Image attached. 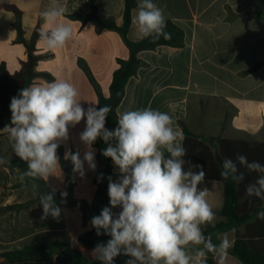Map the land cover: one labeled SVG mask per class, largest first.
<instances>
[{
  "label": "crops",
  "instance_id": "obj_1",
  "mask_svg": "<svg viewBox=\"0 0 264 264\" xmlns=\"http://www.w3.org/2000/svg\"><path fill=\"white\" fill-rule=\"evenodd\" d=\"M93 1L100 17L112 19L117 26L124 24L125 0ZM59 2L67 7L62 22L72 26L73 37L63 48L55 50L48 49L38 41V53L43 56L36 71L48 74L52 79H37L32 84L51 82L57 80L55 76L62 74L69 76L70 83L74 79L72 75H75L78 82L85 73L81 66V62H84L99 88L104 79L109 80L111 85L113 74L118 68L117 59H128L130 56L122 36L96 23L83 25L67 17L74 13H90L88 0ZM153 2L163 10L166 20L172 21L184 31L185 45L182 48L160 46L156 50L139 53L143 65L137 75L129 80L125 97L117 110L118 115L126 110L150 107L169 113L182 130L183 123L201 138L264 144V0ZM51 3L53 0H0V63L5 62L11 73L18 71L21 60L26 59V48L18 43L17 23H21L24 38L30 40L37 27L40 31L49 27L44 23L41 12ZM8 6L16 7L21 12L20 18L8 10ZM136 13L137 9L132 13L128 33L129 39L133 41L141 40L133 24ZM260 62H263L260 69L249 72ZM81 103L84 106L83 101ZM84 128L85 122L82 120L75 126V131L70 133L79 138ZM79 143L77 150L83 159L86 146L80 138ZM93 149L96 156V149ZM0 158L5 161L0 164V209L35 198L38 194L36 186L29 184L15 187L24 182L25 177H22L20 168H10L15 154L8 134L3 132H0ZM95 162L97 167L95 171L91 170L92 179L82 182L92 194L91 199L79 198L87 203L98 199L97 187L93 183L98 168L96 157ZM84 169L85 172L89 170L87 163ZM113 172L119 174L114 163ZM78 186L76 182V188ZM202 187L209 189V203L216 212L215 222L202 226L205 231L209 225L225 220L219 216L225 201V186L222 182L205 179ZM60 208L59 219L51 216L45 218L40 201L30 209L0 212V254L33 243L63 241L75 245L78 235L94 230L90 224V210H87L86 216L75 214L70 218L68 209L63 206ZM113 211L119 212L120 209ZM254 223L255 220L249 225ZM245 230L246 226H241L237 230L210 235L214 242V238H221L227 233L234 245L236 231L244 233ZM232 247L229 249L227 264H243L233 255ZM209 260L216 264L212 254L208 255Z\"/></svg>",
  "mask_w": 264,
  "mask_h": 264
},
{
  "label": "clouds",
  "instance_id": "obj_2",
  "mask_svg": "<svg viewBox=\"0 0 264 264\" xmlns=\"http://www.w3.org/2000/svg\"><path fill=\"white\" fill-rule=\"evenodd\" d=\"M66 5L53 0L41 17L47 29L39 34L40 41L50 50L63 48L73 37V28L62 22ZM141 39L161 36L165 31L163 10L153 0H139L133 18ZM78 89L69 81L57 79L34 83L22 88L11 98L10 124L0 132L7 133L16 157L27 163L22 177L44 179L56 176L62 168L58 148L69 139V128L82 120L79 134L86 146L83 159L80 151H67L73 172L85 175L84 165L95 171V150L92 145L101 139L107 145L102 155L111 158L118 169V178L108 177L110 206L104 207L90 224L97 236L111 237L107 243H97L92 256L101 264H115V258L129 257L125 264H207L212 254L216 264H227L233 246L225 233L219 243L205 235L203 227L216 220L209 203V189L201 188L206 173L202 165H192L185 159V135L173 117L150 107L126 110L118 115L117 127L109 130L106 121L110 106L85 108L78 99ZM0 158V164L4 163ZM190 167L187 169L185 165ZM198 167L199 171H193ZM240 167L260 175L246 186V195L264 201V165L249 162L245 155L234 161L224 158L221 177L239 184L245 179ZM101 174L98 179H102ZM56 190L40 195L44 217L59 219L61 208L55 200ZM67 193L62 192L61 197ZM119 208V212L113 209ZM264 220V211L257 213ZM196 246L190 248L189 246Z\"/></svg>",
  "mask_w": 264,
  "mask_h": 264
},
{
  "label": "trees",
  "instance_id": "obj_3",
  "mask_svg": "<svg viewBox=\"0 0 264 264\" xmlns=\"http://www.w3.org/2000/svg\"><path fill=\"white\" fill-rule=\"evenodd\" d=\"M91 9L88 14L74 13L67 16L71 20L81 22L83 25L93 22L101 28H106L119 33L126 46L130 51L128 59H117L118 68L115 70L110 85L109 96L101 93L99 85L94 78L89 67L81 62V66L87 77L92 83L98 97L97 107L105 105L110 106L111 111L108 114L106 127L109 130L117 127L118 107L122 103L126 86L129 80L135 77L138 70L143 65L138 55L142 51L156 50L160 46H169L173 48H182L185 45V33L176 26L172 21L166 20L165 31L170 34V38L161 36L157 40L151 37L139 41L130 40L128 37L129 29L132 22V13L137 9V0H125L124 24L117 26L112 19H103L100 17L97 5L93 0H88ZM8 10L17 14L18 18L21 12L14 6H8ZM19 30L18 43L23 44L26 48V59L21 60V67L15 73H11L5 62L0 63V129L10 124L11 98L17 96L19 91L31 85L37 77L51 78L50 75L39 73L36 67L41 56L36 54L37 43L40 40V28L37 27L32 38L26 40L21 27L17 23ZM263 66L260 62L253 66L249 72L256 71ZM185 140L184 148L187 150L185 159L191 161L192 165H202L206 173L205 179L222 182L225 186V201L219 212V216L225 220L214 225H209L204 231L205 235L215 232H225L228 230H237L238 227L246 226L244 233L236 231V238L232 247V253L243 264H264V220L257 218V213L264 211V201L246 195V186L255 182L260 175L256 172H249L247 169L240 167L244 173L245 179L237 184L230 178L225 180L221 177L222 161L224 158L236 160L237 155H245L249 162L257 161L264 165V144L242 140L222 139V138H201L192 133L185 124L182 123ZM96 149V161L98 168L93 178V183L97 187V196L104 206H110L108 196V177L111 176L115 181L119 174L113 172V161L102 155V150L107 147L103 140L98 139L93 145ZM60 165L65 174L66 197H61V192L56 190L55 200L59 207L70 205H84L83 200L74 198L75 181L73 177V164L70 159H65L63 148H58ZM190 165L186 164L187 169ZM10 168H20L22 172L27 171V163L15 156L10 162ZM193 171H199L198 167H193ZM103 174L102 179L98 177ZM32 184L36 186L38 194L32 200L23 203L11 205L0 209V212L21 211L30 209L31 206L40 201L39 197L44 192H50L53 188L44 179H33L25 177L24 182L17 184L15 187H22ZM255 220L254 225H249ZM106 235L97 236L96 230L84 232L77 236L76 245H70L63 241H52L47 243L28 244L22 249L8 251L0 254L2 261L0 264H101L99 260L90 261L84 254V249L93 250L97 243H107ZM129 257L120 255L115 258V264H125ZM207 264H213L212 260Z\"/></svg>",
  "mask_w": 264,
  "mask_h": 264
},
{
  "label": "rangeland",
  "instance_id": "obj_4",
  "mask_svg": "<svg viewBox=\"0 0 264 264\" xmlns=\"http://www.w3.org/2000/svg\"><path fill=\"white\" fill-rule=\"evenodd\" d=\"M37 47H38V43H37ZM36 54L39 56H43L42 54L38 53V49L36 50ZM37 70V67H36ZM45 74V73H44ZM85 76V77H84ZM57 79H63V80H67L69 81V76L68 75H58L55 76ZM45 79V80H51V78H47V77H37L36 79H34L32 81V83L37 80V79ZM73 82H71L79 91L80 95L78 97L79 100H81V102L83 101L84 107L87 108L89 106V104H97L98 102V97L96 95V92L94 90V87L91 83L90 85V81H88V78L86 77V74L84 73V75L80 76V81L77 82L76 80V76L72 75ZM31 83V84H32ZM109 88H110V82L107 79L102 80L101 84H100V90L101 93L104 95H109ZM82 104V103H81ZM97 106V105H96ZM70 131H75V127L69 128V139L62 143L60 146L63 148L64 151V155L66 154L67 151L70 152H76L77 148H79V138L76 137V135L74 133H70ZM86 174L83 177L80 176L79 173H75L73 174L74 177V181H75V187H74V198L77 200H81L79 198L81 197H87L89 199L91 194V190H87V186H83L82 182L87 181L89 182V180L92 179L91 174V170H87L85 172ZM76 182L79 184V186L76 188ZM47 183L56 190L61 189V193L62 192H66V187H65V174L62 171L61 175L59 170L56 173V176H52L49 177ZM84 184V183H83ZM203 188V187H202ZM85 190V191H84ZM105 206L100 202V199L98 198L96 202H92V203H87L85 202L84 205L78 204V205H70V206H66V208L68 209V213H69V217H73V215H82V216H86V212L87 210L91 211V216L90 218L94 217V216H98L101 212V210L104 208ZM220 218V217H219ZM230 236V235H229ZM221 238H214V243H219ZM76 245V244H75ZM85 256L90 260L93 261L94 258L92 256V250H88V249H84L83 250Z\"/></svg>",
  "mask_w": 264,
  "mask_h": 264
}]
</instances>
